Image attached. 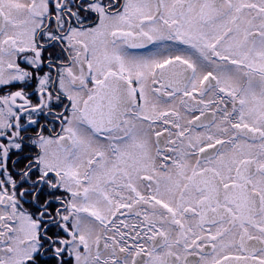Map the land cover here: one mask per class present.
<instances>
[{
  "label": "snow or ice",
  "instance_id": "snow-or-ice-1",
  "mask_svg": "<svg viewBox=\"0 0 264 264\" xmlns=\"http://www.w3.org/2000/svg\"><path fill=\"white\" fill-rule=\"evenodd\" d=\"M0 264H264V0H0Z\"/></svg>",
  "mask_w": 264,
  "mask_h": 264
},
{
  "label": "flooded vegetation",
  "instance_id": "flooded-vegetation-1",
  "mask_svg": "<svg viewBox=\"0 0 264 264\" xmlns=\"http://www.w3.org/2000/svg\"><path fill=\"white\" fill-rule=\"evenodd\" d=\"M29 91H31V89H29ZM32 101H33V103H36V97L35 96L32 97ZM40 119L43 122V117L42 116L40 117Z\"/></svg>",
  "mask_w": 264,
  "mask_h": 264
}]
</instances>
